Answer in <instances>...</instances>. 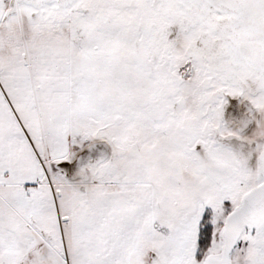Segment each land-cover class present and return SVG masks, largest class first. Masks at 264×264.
I'll return each mask as SVG.
<instances>
[{"label":"snow or ice","instance_id":"obj_1","mask_svg":"<svg viewBox=\"0 0 264 264\" xmlns=\"http://www.w3.org/2000/svg\"><path fill=\"white\" fill-rule=\"evenodd\" d=\"M0 264H264V0H0Z\"/></svg>","mask_w":264,"mask_h":264}]
</instances>
